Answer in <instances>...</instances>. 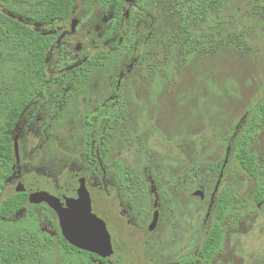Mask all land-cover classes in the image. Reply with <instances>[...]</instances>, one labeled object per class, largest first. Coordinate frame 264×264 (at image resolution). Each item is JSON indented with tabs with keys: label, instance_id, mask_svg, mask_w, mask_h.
<instances>
[{
	"label": "rangeland",
	"instance_id": "1",
	"mask_svg": "<svg viewBox=\"0 0 264 264\" xmlns=\"http://www.w3.org/2000/svg\"><path fill=\"white\" fill-rule=\"evenodd\" d=\"M145 1V17L137 30L132 27L127 32L131 38L139 30L146 31L143 27H151L145 47V34H141L130 51H109L105 65L91 72L80 92L71 93L75 102L64 104L56 120L58 109L51 98L56 88L36 101L39 119L22 118L12 134L22 129L21 162L2 189L0 202L11 196L17 178H28L52 195L68 173L76 174L86 179L94 211L109 219L110 233L120 253L129 259L126 264H176L195 255L204 232L197 245L193 231L209 230L216 203L226 193L222 249L210 264H264V199L258 203L253 198L259 187L264 188V123L249 144L261 170L257 177H250L235 159L241 132L264 102V0H215L221 7L208 10L188 31L181 29L176 0ZM76 6L78 15L83 10L92 12L90 26H102L104 12L95 0H77ZM27 10L19 5L8 14L23 21L21 15ZM183 35L191 36L185 41ZM92 36L82 43L90 53ZM193 42L198 50L183 51ZM55 64L54 58L47 61L48 77L58 75ZM130 65L132 69L123 76ZM117 77L124 79L127 119L109 137L106 162L119 160L135 167L140 182L134 194L127 193L110 180L113 173L108 172L109 200L100 179L86 164L81 118L92 111L93 88L104 85L106 90ZM95 96L101 93L95 90ZM196 190L204 192L203 201L191 196ZM212 195L214 206L204 227ZM154 210L162 217L159 230L144 239ZM53 217L44 205L26 206L9 223L53 235ZM51 245L46 264L85 260L67 257L55 241Z\"/></svg>",
	"mask_w": 264,
	"mask_h": 264
},
{
	"label": "trees",
	"instance_id": "2",
	"mask_svg": "<svg viewBox=\"0 0 264 264\" xmlns=\"http://www.w3.org/2000/svg\"><path fill=\"white\" fill-rule=\"evenodd\" d=\"M76 1L0 0V194L5 182L13 173L15 136L13 137L12 134L17 124L26 109L45 96L53 81L63 79L62 76L50 78L46 74L53 36L41 35L8 12H12L15 6L25 5L28 10L22 13L23 19L49 24L68 19ZM97 1L105 6L106 1L110 0ZM220 7L221 5L216 4L215 0H176L175 10L180 17L181 29L188 31L189 26L198 23L208 10L213 8L217 10ZM190 36L183 35L185 37L183 39L186 41ZM192 49L196 51L199 47L193 42L183 51L190 53ZM100 58V55L94 56L79 68V81L88 79ZM262 123H264V102L241 132L235 154L236 161L250 177H257L261 172L257 156L250 152L249 144L256 134V128ZM253 198L258 203L262 202L264 188L259 187ZM26 206L35 205L29 204L28 195L25 193L13 194L0 202V264H46V256L52 246L50 239L27 227H15L9 223V220ZM227 207V195L222 193L215 206L213 226L198 253L199 258L206 264L222 248L221 223L225 218ZM61 248L67 254L78 252L64 240ZM83 264H86L85 261ZM187 264L193 262L190 260Z\"/></svg>",
	"mask_w": 264,
	"mask_h": 264
},
{
	"label": "flooded vegetation",
	"instance_id": "3",
	"mask_svg": "<svg viewBox=\"0 0 264 264\" xmlns=\"http://www.w3.org/2000/svg\"><path fill=\"white\" fill-rule=\"evenodd\" d=\"M76 2L70 17L63 21H55L49 24H41L38 22H33L29 19H23V21L27 25L34 28L41 35H50L53 36L54 38L52 47L49 52L48 60L52 58L56 60L55 68L57 71H55V73H58V75H54L50 78H54L58 76L63 77V79L53 81L52 85L49 88V90L52 88H56V91L53 92V95L51 96V98L53 97L55 98L53 104L56 106L55 108L58 109L57 111H55V116H54L55 120H56L55 117L59 118V116H61L62 109L66 108L65 105L67 106L68 103L75 102L74 100L75 97L74 95H71V93L73 91L78 92L81 87H84V85L87 84V79L82 81L78 80V76H79L78 70L80 67H82V65L86 61L90 60L94 56L100 55L101 58L99 60L97 59L98 63L95 66V68L103 67L105 65V60H107V53L109 51L113 52L112 54L121 51H130L131 47H136L137 41L139 40L140 37H142L141 34H145V37L143 38V45H142L143 48L145 47V44L151 37V30H152L151 27H147V28L143 27L142 29H146V31L139 30L138 32L134 33V35L131 38H129V36L127 35V32H129V30L132 27L134 28V31L137 30L139 24L142 22V19L145 17L146 14L145 8L148 4V2H146L145 0L144 1L143 0H112V1L110 0V1H106L105 6H102L97 0H95V3L98 4V8H100V10L104 12L103 20L101 19L102 26H95V27L90 26L91 24L90 19L92 12L83 10V12L78 15ZM74 22H75V28L72 29V25ZM92 35H95V38L92 42L93 44L91 48L93 50V53H90L88 52L90 49H88L87 51V47L84 48L82 43L85 44V42H88L90 39H92L93 38ZM124 39L128 40L129 42L124 43L123 42ZM130 69H132L131 65L129 66V69L126 71V73L123 74V76H127L128 73L130 72ZM65 76H67V78H65ZM123 80H121L120 77L119 78L117 77V79H111L109 85L106 86V90L104 85H101L100 87L95 86L93 88L94 93L93 90H91V92L94 94L93 96L94 99L89 102L91 104L93 102L94 104L93 107L91 108L92 111L89 109L88 110L89 112H84L81 118L83 121V129L85 133L84 147L86 148L85 150L86 164L90 170L92 167L91 174L95 175L96 179H100V184L104 187V195L106 199L109 200H112V198L108 193V180H107L108 172L111 171V173H113L112 178L110 180L115 182V184L117 183L122 190L124 191L127 190V193L129 191H132L134 194L135 193L134 188L140 182V175L135 167L133 166L130 167L126 163L121 162L119 160H112L111 162H106L109 151L108 147L111 145L109 141L110 140L109 137H111L113 133L116 131V129L122 126L124 120L127 119L126 118L127 114L125 113V110L127 109L126 108L127 98L124 95V91H123V86H122ZM69 87H72V89L66 90V88ZM62 90L63 92H61ZM95 90H98L101 93V96L96 97ZM76 97H78V95ZM32 107L33 109L30 110ZM37 108H38V104L35 101L26 109L22 118L25 115H28L27 117L28 119H31V117L36 120L39 119V112L37 111ZM22 118L20 119V121L22 120ZM23 122L25 123V121ZM19 123L17 124L15 130L17 129ZM24 130H26V128H24ZM21 135H22V129L20 128L17 131V134L15 135V137L17 138L18 150H19ZM20 162L21 161L18 151V162L17 163L15 162L14 164L13 173L11 177H13L15 173V168L19 165ZM119 167L121 172L119 170ZM98 174H100L101 177ZM11 177L5 182V186L8 183V181L11 179ZM18 183L32 184L36 186L38 189H40V187L36 184V182H30L28 178L21 177V178H17L11 196L13 194H16L15 189ZM89 189L90 188L86 184V179L82 181L78 179L76 174L68 173L67 178L65 177V179L61 180L58 183L55 194H52L50 196L57 198L62 203H65V199L68 195V192L71 190H76L79 192H83V191L88 192L91 199L92 213L105 223L106 229L110 235L112 255L106 258H102L95 254H91L78 249H77L78 252L74 254H69V253L67 254L65 251L62 250L63 254H65L69 258L85 257L84 261L86 264H126L127 261H129V259L127 258V256H124L120 253L121 249H119V247L116 245L113 235L110 233L109 219H107V217L106 218L101 217L94 211L92 193ZM213 198L214 196L212 195L209 201L210 203L208 205V209L205 212L203 218L202 226L204 227L207 226L208 220L210 219L212 214V210L214 206ZM42 205L47 207L45 204H40L35 206H42ZM47 210L50 209L48 208ZM50 211L53 214L54 216L53 218L55 220V224H54L55 232L53 235L50 234L47 235L46 233L45 234L43 233L44 234L43 236L48 237L51 242L55 241L56 244L61 248L63 244V240L65 242L66 240L63 238L61 234L58 216L52 210ZM213 211L215 218V208ZM155 212L157 211L154 210L152 214V219ZM157 213H158L157 225L152 232H149L148 227L151 222L149 223L145 233L143 234L144 239L155 235L157 233V230H159L162 217L159 212ZM222 223H221V227H222ZM212 226L213 223L207 232H205V230L202 228L199 229L197 228L193 231L192 238L197 236V245L201 240V236H204V238L202 239V243L199 244V248L195 252L194 256H186L176 264H187V262H189L190 260L193 262V264H195L196 261L203 262L199 258L198 253L204 241L206 240L207 236L209 235ZM203 232L204 235L200 236V234ZM223 236H224V229H223ZM211 261L208 264H210ZM81 264H83V261L81 262Z\"/></svg>",
	"mask_w": 264,
	"mask_h": 264
},
{
	"label": "water",
	"instance_id": "4",
	"mask_svg": "<svg viewBox=\"0 0 264 264\" xmlns=\"http://www.w3.org/2000/svg\"><path fill=\"white\" fill-rule=\"evenodd\" d=\"M74 28L75 22L72 25V29ZM13 150L15 162L17 163L18 145L16 137L13 140ZM221 177L222 171L216 183L215 192L220 185ZM15 192L27 194L30 205L45 204L52 210L58 216L63 238L72 247L102 258L112 255L110 235L105 223L92 213L91 199L88 192L71 190L68 192L65 203H62L57 198L50 196L32 184L18 183ZM192 197H198L200 200H203L204 192L197 190L192 194ZM157 222L158 213L155 212L148 227L149 232L155 229Z\"/></svg>",
	"mask_w": 264,
	"mask_h": 264
}]
</instances>
